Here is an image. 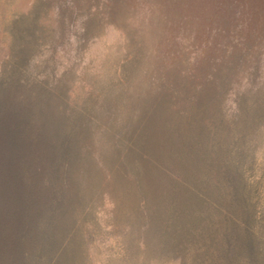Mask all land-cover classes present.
<instances>
[{
  "label": "rangeland",
  "instance_id": "obj_1",
  "mask_svg": "<svg viewBox=\"0 0 264 264\" xmlns=\"http://www.w3.org/2000/svg\"><path fill=\"white\" fill-rule=\"evenodd\" d=\"M0 111V264H264V0H0Z\"/></svg>",
  "mask_w": 264,
  "mask_h": 264
},
{
  "label": "trees",
  "instance_id": "obj_2",
  "mask_svg": "<svg viewBox=\"0 0 264 264\" xmlns=\"http://www.w3.org/2000/svg\"><path fill=\"white\" fill-rule=\"evenodd\" d=\"M18 117H20L18 112L10 114L0 111V167H2L3 164L9 163V167L6 170L11 168V170H14L15 174L27 176V179L24 181L21 180L22 182L20 183V186L23 184L27 188L21 206L26 210H30L35 190L34 180H32L34 176L36 178V176H41L48 171V167H50L48 161L50 158L56 156L61 158L66 155L69 156L72 151L71 145L69 150L68 142H53L49 140L45 134H42L43 138L39 137L38 140L30 141L27 136L22 134L30 135V133H32V136L37 138L38 135L35 132L43 133V131L37 128L28 129L30 126L27 123H21ZM45 164H47L46 169L44 167ZM23 234L24 232H19L20 242L26 240V237L22 238ZM33 234H36L33 227L26 230L27 237ZM18 248L19 255L26 259L30 257L32 253L41 252V249H43L41 246H30L25 242L21 243Z\"/></svg>",
  "mask_w": 264,
  "mask_h": 264
}]
</instances>
